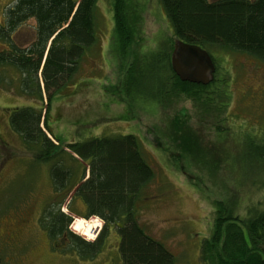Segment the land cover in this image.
<instances>
[{
	"label": "rangeland",
	"instance_id": "obj_1",
	"mask_svg": "<svg viewBox=\"0 0 264 264\" xmlns=\"http://www.w3.org/2000/svg\"><path fill=\"white\" fill-rule=\"evenodd\" d=\"M10 1L0 0V9ZM111 3L97 0L96 41L70 82L50 100L45 93L42 98L23 94L16 70L0 69L1 264H120L118 236L112 227L105 245L91 259L78 257L64 238L52 247L39 223L44 205L55 197L49 165L35 161L9 127L7 117L16 106L48 103L46 120L60 140L58 148L92 137L135 135L154 170L138 196L140 221L145 232L173 254L175 264H205L201 245L215 229L217 217L231 212L243 218L249 209H264V152L254 154L264 150V62L240 51L208 49L218 81L207 90L219 91L224 84L228 97L222 98L223 109L217 110L219 99L210 96L204 101L208 93L187 86L169 94L171 85L166 84L167 93L156 105L136 98L124 90L131 63L146 51L172 46L175 37L158 0H129L128 11L139 32L123 55L113 56ZM33 23L29 19L18 29V44L30 43ZM66 164L73 169L70 184L79 182L87 163L76 158ZM71 194L61 208L72 216L69 229L74 217L84 218L82 202L71 199ZM92 218L96 216L84 219ZM71 230L86 241L95 239Z\"/></svg>",
	"mask_w": 264,
	"mask_h": 264
},
{
	"label": "trees",
	"instance_id": "obj_2",
	"mask_svg": "<svg viewBox=\"0 0 264 264\" xmlns=\"http://www.w3.org/2000/svg\"><path fill=\"white\" fill-rule=\"evenodd\" d=\"M158 1L175 40L198 45L210 55L208 49L217 47L264 62V0ZM111 2L114 27L109 52L121 56L139 30L135 31L128 11L129 0ZM96 4L97 0H11L5 4L0 9V69L16 70L23 94L42 98L45 93L46 100H50L70 82L86 50L96 41ZM29 19L34 20L33 38L23 46L16 42L15 34ZM171 49L173 45H163L146 51L141 58L135 57L125 75L126 93H135L136 98L143 97L156 105L159 96L167 93L166 84L171 85L169 94L178 91L179 86H187L208 93L203 95L204 101L210 96L219 99L217 110L223 109L222 98L228 97L224 84L219 91L207 90L218 81L216 73L206 85L181 81L170 65ZM1 75L2 71V82ZM47 108L48 103L44 107L16 106L7 119L34 160L49 165L52 192L58 200L54 197L44 205L39 223L52 247L64 238L78 257L91 259L105 245L112 227L118 236L120 264H175L173 254L148 235L140 221L138 196L153 179L154 170L142 156L138 138L133 134L100 136L58 148L60 140L46 120ZM259 152L264 150L256 149L255 156ZM76 158L86 162L87 168L81 180L71 185L73 169L66 162ZM68 193H72L71 199L82 202V217L96 216L103 221L102 228H89L96 218H73L70 228L88 238L95 236L94 241H86L69 229L72 216L61 210ZM81 220L85 221L83 226L73 227ZM201 246L205 264H264V209H249L243 218L231 212L217 217L215 229Z\"/></svg>",
	"mask_w": 264,
	"mask_h": 264
},
{
	"label": "water",
	"instance_id": "obj_3",
	"mask_svg": "<svg viewBox=\"0 0 264 264\" xmlns=\"http://www.w3.org/2000/svg\"><path fill=\"white\" fill-rule=\"evenodd\" d=\"M170 65L181 81L206 85L214 77V61L211 55L198 45L175 40Z\"/></svg>",
	"mask_w": 264,
	"mask_h": 264
},
{
	"label": "clouds",
	"instance_id": "obj_4",
	"mask_svg": "<svg viewBox=\"0 0 264 264\" xmlns=\"http://www.w3.org/2000/svg\"><path fill=\"white\" fill-rule=\"evenodd\" d=\"M103 223L102 220H100L99 217H96L95 219V222L94 223H91L88 225L89 228H92V227H98L99 225H101ZM85 224V221H77L76 224L73 226V227H81Z\"/></svg>",
	"mask_w": 264,
	"mask_h": 264
},
{
	"label": "flooded vegetation",
	"instance_id": "obj_5",
	"mask_svg": "<svg viewBox=\"0 0 264 264\" xmlns=\"http://www.w3.org/2000/svg\"><path fill=\"white\" fill-rule=\"evenodd\" d=\"M214 79V78H213ZM2 263V260L0 259V264Z\"/></svg>",
	"mask_w": 264,
	"mask_h": 264
}]
</instances>
